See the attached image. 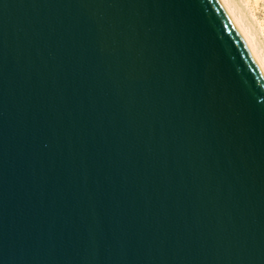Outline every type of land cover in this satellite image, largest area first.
Listing matches in <instances>:
<instances>
[{"label": "water", "instance_id": "obj_1", "mask_svg": "<svg viewBox=\"0 0 264 264\" xmlns=\"http://www.w3.org/2000/svg\"><path fill=\"white\" fill-rule=\"evenodd\" d=\"M0 264H264V76L219 0H0Z\"/></svg>", "mask_w": 264, "mask_h": 264}, {"label": "rangeland", "instance_id": "obj_2", "mask_svg": "<svg viewBox=\"0 0 264 264\" xmlns=\"http://www.w3.org/2000/svg\"><path fill=\"white\" fill-rule=\"evenodd\" d=\"M219 2L223 4L226 13H230L229 18L235 27L237 26L236 29L241 37L242 34L246 36L250 47L243 37L242 39L250 55L254 56L252 57L254 62L258 66L257 60L264 70V0H219ZM250 50H253V53L256 51L255 55ZM258 68L261 71L260 67Z\"/></svg>", "mask_w": 264, "mask_h": 264}, {"label": "bare ground", "instance_id": "obj_3", "mask_svg": "<svg viewBox=\"0 0 264 264\" xmlns=\"http://www.w3.org/2000/svg\"><path fill=\"white\" fill-rule=\"evenodd\" d=\"M222 5H223V4H222ZM225 9H226V8H225ZM227 12H228V10H227ZM229 15H230V13L228 12V16H229ZM231 16H232V15H231ZM231 16H230V17H231ZM236 27H237V26H236ZM241 34H242V33H241ZM242 37L244 38V40H245V42L247 43L248 47H250L249 44H248V42H247V40H246L247 38H245L246 36H244V35L242 34ZM252 47H253V46H252ZM249 49H251V48H249ZM255 49H256V48H255ZM250 51H251L252 54H254V53L256 52V51H255V52L253 53V52H252L253 50H250ZM254 55H255V54H254ZM252 57H254V56H252ZM255 59H256V58H255ZM256 62H257V64H258V67H260V69H261V71H262V73H263V75H264V70L262 69V65H260V63H259L257 60H256ZM263 65H264V64H263Z\"/></svg>", "mask_w": 264, "mask_h": 264}]
</instances>
